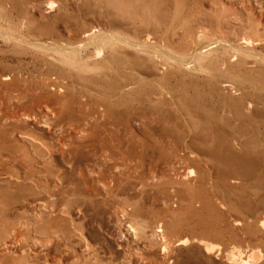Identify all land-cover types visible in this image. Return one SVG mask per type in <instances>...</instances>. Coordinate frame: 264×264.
I'll list each match as a JSON object with an SVG mask.
<instances>
[{
	"label": "rangeland",
	"instance_id": "obj_1",
	"mask_svg": "<svg viewBox=\"0 0 264 264\" xmlns=\"http://www.w3.org/2000/svg\"><path fill=\"white\" fill-rule=\"evenodd\" d=\"M90 27L133 45L71 51L86 43ZM18 69L69 95L77 117V97L95 96L97 119L121 127L111 133L114 145L133 132L132 153L142 141L155 153L134 161L136 181L149 185L136 187L138 205L119 211L118 220L57 210L40 202L53 197L40 187L21 204L0 195V264L82 254L83 242L48 241L56 220L79 224L108 264H264V0H0V71L10 81ZM8 104L3 95L0 112ZM41 111L30 126L51 136L57 130L46 120L54 113ZM92 119L85 122L94 131H110ZM64 131L86 129L81 122ZM88 168L109 173L93 162ZM35 248L39 259L30 255Z\"/></svg>",
	"mask_w": 264,
	"mask_h": 264
},
{
	"label": "bare ground",
	"instance_id": "obj_2",
	"mask_svg": "<svg viewBox=\"0 0 264 264\" xmlns=\"http://www.w3.org/2000/svg\"><path fill=\"white\" fill-rule=\"evenodd\" d=\"M119 38L112 34L96 33V29L90 27L86 29L84 34L86 43L68 48L73 51L90 43L104 45L117 40L133 45L131 42ZM207 45L206 43L201 45L199 50ZM181 62L187 63L186 59L183 58ZM17 72L10 81H7L8 77L3 76L0 71V100L3 95H6L9 100L8 107L0 112V195L5 200L19 199L17 202L19 204L30 201L29 196L36 195L40 187L42 191L53 195L50 199L40 201L43 204H48L57 210L77 208L82 212L92 211L99 215L109 213L115 215L117 220L119 219V211L124 215L129 207L136 208L138 205L137 195L134 193L136 187L138 185L148 186L149 184L143 179L136 181L135 175L132 173V165L134 166V161L137 158L144 161L145 156H148L147 154L151 152L154 154L153 145L142 141L140 144L141 151L137 154L132 153L133 132L124 135L119 134L114 145V137L111 133L112 131L120 132L121 127L109 120L99 121L97 119L100 104L95 101V96L83 98L85 94H80L77 97V111L82 113L81 116L77 117L76 112L71 109L69 95L57 96L53 90L38 85L23 70L18 69ZM3 85L4 89L2 88ZM41 109H44L46 113L51 111L54 113L52 118L48 117L46 120L47 126L57 130L48 131L52 134L51 136L38 135L30 126L31 123H37L38 118L43 116ZM89 117L93 118L94 127L99 128L107 124L110 131H103V133L94 131L92 124L85 122V119ZM76 119L78 122L73 123ZM81 122H83V128L86 131H78L80 132L79 135L64 131L68 127H76ZM128 131H132V129L129 128ZM107 139H109L108 143L110 144L108 146L105 144ZM101 156L106 161L110 159L112 162L106 165L100 158ZM187 157V151L184 149L180 158L187 159ZM92 162L109 168L106 178H102L95 172L97 168L91 170L88 168ZM56 191L60 192L59 195L56 194ZM61 199H63L62 203ZM109 204L111 207H108ZM115 204L119 206H115ZM134 222L138 227L139 221L137 222L135 219ZM23 225L26 223L21 224L18 229H14L15 236L20 234L18 230H21ZM52 225L54 237L48 241L58 242L64 238L70 243L83 242L85 248L82 249L83 253L77 254L74 260H70L64 255L59 257L55 253L51 260L43 263H110L102 256L104 251H99L100 247L97 244L89 242L79 224L72 225L56 220V222H52ZM129 225L135 227L134 224ZM136 227L132 229H134L135 234H138L139 231L136 230ZM167 235L169 232H163V244L165 246L168 243ZM178 240L180 243L184 242L183 238ZM38 243L39 241L34 239V244L37 245ZM203 247L206 251L209 250L207 244ZM30 255L33 259H39V250L36 248L30 250Z\"/></svg>",
	"mask_w": 264,
	"mask_h": 264
}]
</instances>
